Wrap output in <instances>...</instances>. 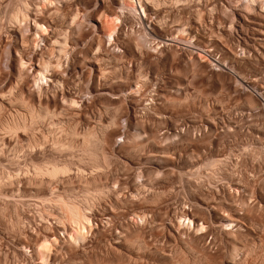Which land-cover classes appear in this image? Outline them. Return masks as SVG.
Here are the masks:
<instances>
[{"label": "rangeland", "instance_id": "1", "mask_svg": "<svg viewBox=\"0 0 264 264\" xmlns=\"http://www.w3.org/2000/svg\"><path fill=\"white\" fill-rule=\"evenodd\" d=\"M0 264H264V0H0Z\"/></svg>", "mask_w": 264, "mask_h": 264}, {"label": "bare ground", "instance_id": "2", "mask_svg": "<svg viewBox=\"0 0 264 264\" xmlns=\"http://www.w3.org/2000/svg\"><path fill=\"white\" fill-rule=\"evenodd\" d=\"M23 1V0H22ZM124 1V0H123ZM141 1V0H140ZM125 2H126V0H125ZM128 4V3H127ZM141 4V3H140ZM18 7V6H17ZM142 7V6H141ZM22 12V11H21ZM25 12V11H24ZM17 14V13H16ZM18 16V15H17ZM11 17V16H10ZM24 17V16H23ZM21 105V104H20ZM28 108V107H27ZM31 109H33V108H31ZM35 112V111H34ZM36 113V114H35ZM35 113H29V115L30 114H32L33 116H34V119H41L42 120V118L41 117H43L41 114H39V113H37V112H35ZM43 113V112H42ZM49 114V113H48ZM22 115V114H21ZM46 115H47V113H46ZM45 115V116H46ZM48 116V115H47ZM54 116V115H53ZM32 117V116H31ZM52 117V116H51ZM53 118V117H52ZM17 119V118H16ZM20 119V118H19ZM22 119V118H21ZM32 119V118H31ZM39 119V120H40ZM43 119H44V117H43ZM24 121V120H23ZM23 121H21V122H23ZM34 121V120H33ZM32 121V122H33ZM37 121V120H36ZM13 122V121H12ZM35 122V121H34ZM12 124V123H11ZM25 124V123H24ZM25 126V125H24ZM29 126V125H28ZM24 129L23 128V123L22 124H20V123H13L12 125H9L8 126V130H10V131H17L18 129ZM25 130V129H24ZM7 131V130H6ZM24 132V131H23ZM95 132V131H94ZM15 133V132H14ZM13 134V133H12ZM73 134V133H72ZM95 134H96V132H95ZM87 138H86V143H85V146H86V144H89V142L91 143V141H92V135L89 133H87ZM68 136V135H67ZM86 136V135H85ZM85 136H84V138H85ZM95 137V136H94ZM57 139V138H56ZM62 139V138H61ZM94 139V138H93ZM55 140V139H54ZM59 140V139H58ZM56 141V140H55ZM66 141V140H65ZM64 141V143L66 144V142ZM94 141V140H93ZM93 141H92V143H93ZM96 141V140H95ZM58 141H56V143H57ZM59 142H61V141H59ZM97 142V141H96ZM95 142V143H96ZM69 143H70V141H69ZM69 143H67V145H69ZM29 144V143H28ZM94 144V143H93ZM62 145H64V144H62ZM71 145V144H70ZM69 145V146H70ZM84 145V144H83ZM87 146H90V145H87ZM96 146V145H95ZM59 147H60V145H59ZM82 147H84V146H82ZM88 150V149H87ZM90 154V153H89ZM93 154H95V153H93ZM93 157H95L94 155H93ZM41 167V166H40ZM49 167V166H48ZM68 168H67V166H65V165H62V166H59V164H58V166L57 165H50V167L49 168H37V170L36 171H38L39 173H41V174H47V176H56V175H58V174H63V173H68ZM65 173V174H66ZM88 193V192H87ZM92 195V194H91ZM89 197V196H88ZM59 199H60V197H59ZM90 200V199H89ZM91 202V201H90ZM70 203V202H69ZM87 203V202H86ZM74 204V203H73ZM73 204H70V205H65L66 206V209H67V211H68V213L70 214V216H71V218H73V220H74V222H77L78 223V225H79V223H82L81 224V226L83 225V220H82V218H85V216H83L82 214H81V212H80V210L78 209V207L77 206H75V205H73ZM64 205V204H63ZM65 210V209H64ZM64 212V211H63ZM62 213V212H61ZM60 214V213H59ZM60 216V215H59ZM63 217V216H62ZM86 219V218H85ZM83 222H82V221ZM77 223H76V225H77ZM84 225H86V224H84ZM83 225V226H84ZM80 226V225H79ZM76 229V228H75ZM81 231H83V230H81ZM80 231V232H81ZM76 232H78V231H76ZM80 232H78V233H80ZM76 236H77V234H75ZM80 235V234H79ZM45 246V245H44ZM47 246V245H46ZM48 247V246H47ZM42 248V247H41ZM44 249V248H43ZM47 250V249H46ZM39 251V250H38ZM41 252H42V250H41ZM40 253V252H39ZM44 253V252H43ZM43 255V254H42Z\"/></svg>", "mask_w": 264, "mask_h": 264}]
</instances>
